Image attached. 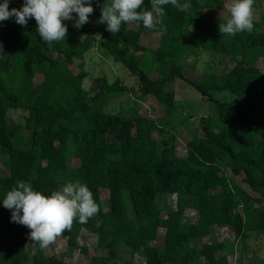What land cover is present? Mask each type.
<instances>
[{
	"label": "trees",
	"instance_id": "obj_1",
	"mask_svg": "<svg viewBox=\"0 0 264 264\" xmlns=\"http://www.w3.org/2000/svg\"><path fill=\"white\" fill-rule=\"evenodd\" d=\"M22 3L10 0L9 9ZM103 3L91 0L95 18L79 29L74 21H64L65 42L41 41L34 19L27 26L14 19L0 22V154L9 166L8 175L0 171V264H85L64 260L33 242L30 261V230L11 222V212L2 204L21 180L46 196L68 182L87 185L99 212L85 224L74 221L61 237L68 247L87 254L79 246L80 232L95 234L98 247L108 255L91 257L89 264H120L116 259L121 245L130 253L121 264H134L135 255L144 257L145 264H199L200 258L209 264L227 263L226 255L218 256L226 239L212 235L210 242L204 240L214 227H230L242 239L264 231V71L256 64L259 59L264 63V13L253 19L252 32L229 37L218 31L226 19L212 13L224 9L225 0H191L188 13L169 4L160 17L165 30H151L160 40L150 50L141 42L146 32L142 23L122 24L115 36L98 23ZM143 6L151 10L149 0ZM258 7L254 0L253 8ZM184 42L225 56L234 65L224 73L191 79L177 61ZM97 44L136 76V89L119 79L110 82L106 75L94 78V92L83 86L87 71L75 73L69 65ZM148 51L154 57L152 70L143 67ZM36 75H41L37 83ZM177 78L215 104L221 124L216 128L210 116H201L202 134L187 140L185 155L175 153V136L144 115L140 104L132 113L105 109L109 100L135 90L171 109L175 93L167 84ZM215 90H229L237 100H218L212 95ZM10 109L24 111V121L9 122ZM227 172L242 176L258 194L259 204ZM102 189L108 191L107 208ZM165 194L174 196L175 208H166ZM188 211L194 220L184 221ZM161 232L163 242L156 244Z\"/></svg>",
	"mask_w": 264,
	"mask_h": 264
},
{
	"label": "rangeland",
	"instance_id": "obj_2",
	"mask_svg": "<svg viewBox=\"0 0 264 264\" xmlns=\"http://www.w3.org/2000/svg\"><path fill=\"white\" fill-rule=\"evenodd\" d=\"M231 0H225L224 9H213L212 13L220 18L227 19L228 12L226 5ZM259 7L254 9V18L259 19L261 13H264V0H258ZM95 16L90 15L89 19H94ZM136 24H131L134 26ZM264 28V26H263ZM160 40V34L151 32L146 29L142 36L141 42L150 50L156 49ZM178 62L184 65V74L191 78H202L206 73H224L227 72L234 62L227 60L225 56L217 53H212L205 49H198L197 46L184 42L179 50ZM257 66L264 71V63L259 59ZM154 65L153 54L148 51L143 57V67L152 70ZM69 67L75 73L79 72L80 68L87 71V76L83 80V86L90 92H94L97 88L94 78L99 75H106L110 82L116 79L121 80L125 84L137 88V78L131 75L127 68L120 62L115 61L109 52L101 47L99 44L88 50L81 58H77ZM153 77L156 72L151 73ZM41 80V75H36L35 83ZM167 88L173 90L175 93V105L171 109L163 107L158 103L154 96H143L137 90L131 93L109 100L106 110L113 112L132 113L135 111L138 104L141 105V112L148 116L155 118L156 121L165 127L167 135L170 133L175 136V153L177 155L186 154V142L194 135H201L199 120L201 116H210L216 128L221 126L217 118V110L215 104L202 96L194 87L181 79H175L167 84ZM213 97L221 101L234 102L237 100V95L229 90H215L212 91ZM25 112L21 109H10L7 114V119L11 123L23 122ZM155 138H160L157 132H154ZM112 136L109 135V139ZM71 164L77 165V160H71ZM0 171L2 175L9 174V166L6 161V155L0 154ZM228 176L246 189L254 198L255 202L259 204L258 194L254 192L247 183L244 182L242 176H233L227 172ZM64 185L60 186V189ZM101 197L105 203L106 208L109 207L108 191L101 190ZM164 204L166 208H175V199L171 194H165ZM164 208V215L166 212ZM184 221H192L195 219V214L188 211L183 217ZM215 236L218 240L226 239L225 249L218 254V256L226 255L227 263L224 264H259L264 261V231H253L244 239L236 237L230 227H214L211 235L204 238L205 241L210 242ZM162 232L156 240V244H162ZM79 246L87 248V254L81 252L77 247H68L65 237L58 238L53 244L49 246V250L55 253L58 257L72 262H81L89 264L91 257H106L107 250L98 247L96 235L82 229L79 236ZM27 253L32 260L34 253L33 243L29 240L27 242ZM130 258V253L127 247L121 245L120 251L117 255L116 261L123 263L124 260ZM134 264H145V259L142 256H133ZM30 264V263H29ZM199 264H209L204 258H200Z\"/></svg>",
	"mask_w": 264,
	"mask_h": 264
},
{
	"label": "clouds",
	"instance_id": "obj_3",
	"mask_svg": "<svg viewBox=\"0 0 264 264\" xmlns=\"http://www.w3.org/2000/svg\"><path fill=\"white\" fill-rule=\"evenodd\" d=\"M9 2L0 3V22L14 19L18 25L27 26L28 20L34 19L36 32L46 44L65 42L68 33L64 21H74V27L79 29L89 22L94 11L91 0H23L19 9H9ZM143 4L144 0H104L98 23L106 25L113 36L120 32L122 24L142 23L149 30L157 26L165 30L160 19L165 15L164 6L170 4L184 13L193 7L191 0H149L151 10ZM253 5L254 0H231L226 5L228 18L218 24L219 34L235 37L239 33L252 32ZM2 204L11 212L10 221L28 228V238L41 250L70 231L74 221L85 224L99 212L93 193L80 181L68 182L47 196L34 190L30 183L17 181Z\"/></svg>",
	"mask_w": 264,
	"mask_h": 264
}]
</instances>
